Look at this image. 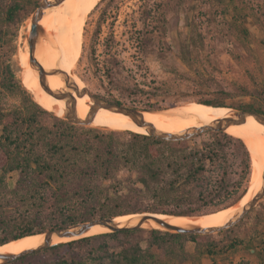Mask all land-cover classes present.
<instances>
[{
    "label": "trees",
    "instance_id": "obj_1",
    "mask_svg": "<svg viewBox=\"0 0 264 264\" xmlns=\"http://www.w3.org/2000/svg\"><path fill=\"white\" fill-rule=\"evenodd\" d=\"M217 2L225 10L233 7L226 23L240 43L248 40L249 18L264 26V6L255 8L247 0ZM38 3L0 0V245L93 218L139 212L146 198L175 206L161 212L191 217L230 207L243 197L251 160L240 137L207 131L168 141L127 132V138L118 139L116 131L73 124L37 103L10 61L15 31ZM204 80L213 79L201 74ZM235 93L251 99L227 102ZM195 101L264 115V83L253 88L235 83L233 90L218 83L208 97ZM121 167L134 175L107 183ZM11 172H17L12 186L7 181ZM256 234L255 225L244 238L254 240ZM243 241L221 244L212 234L135 229L61 242L8 264H198L204 254L213 256ZM260 255L264 259V243Z\"/></svg>",
    "mask_w": 264,
    "mask_h": 264
},
{
    "label": "rangeland",
    "instance_id": "obj_2",
    "mask_svg": "<svg viewBox=\"0 0 264 264\" xmlns=\"http://www.w3.org/2000/svg\"><path fill=\"white\" fill-rule=\"evenodd\" d=\"M247 1L255 8L264 6V0ZM232 8L225 10L217 0H94L80 20L77 44L59 67L96 97L144 110L198 103L195 100L208 97L218 83L229 90L235 83L253 88L256 83H264V26L249 18L245 23L250 33L248 40L240 43L226 23L230 12H234ZM28 19L16 29L13 38L15 52L10 63L17 78L25 51L23 27ZM44 30L46 49L51 34ZM201 74L213 79L212 83L201 81ZM250 99L251 95L235 93L227 102L245 103ZM97 129L116 131L120 133L118 139L127 138L126 133L131 132ZM249 155L251 160L250 151ZM131 175L134 174L127 167H121L107 183L125 182ZM16 179L17 172L7 175L10 186ZM249 182L252 189V167ZM249 182L243 197L251 190ZM170 209L175 206L146 198L142 200V211L135 213L169 215L161 211ZM238 223L222 234L212 233V239L222 244L239 238L244 239L243 243L231 249L225 247L213 256L204 254L198 264H264L260 255L264 243V198ZM255 225V239L244 238ZM205 240L203 237L200 241ZM251 241L254 246L249 245ZM187 246L191 249L193 243Z\"/></svg>",
    "mask_w": 264,
    "mask_h": 264
},
{
    "label": "bare ground",
    "instance_id": "obj_3",
    "mask_svg": "<svg viewBox=\"0 0 264 264\" xmlns=\"http://www.w3.org/2000/svg\"><path fill=\"white\" fill-rule=\"evenodd\" d=\"M94 0H61L55 7L45 11L40 23L51 35L50 44L44 49V56L41 55V63L45 67H53L63 62L77 44L80 34V20L83 13L93 4ZM96 1V0H95ZM24 24L23 31L26 35L30 28V19ZM44 24V25H43ZM25 29V30H24ZM23 44L25 51L18 70V77L22 84L31 92L34 100L43 107L56 111L62 116L65 111L64 100L58 99L45 91L40 85L37 74L31 69L28 63L29 49L26 38ZM54 47H53V46ZM62 69L61 67H59ZM63 70V69H62ZM65 71V70H64ZM67 72V71H65ZM71 78L79 88L81 83L69 72ZM34 78H32L31 76ZM48 84L51 89H58L62 86V80L57 75H48ZM75 99L76 115L84 119L89 108L88 95L73 93ZM230 112L227 107H216L201 103H185L161 111H142L144 120L152 123L157 129L167 132H178L188 127L198 126L211 122L217 118L224 117ZM90 126L101 128H112L116 130H131L136 133L146 134V130L137 125L128 116L108 109L101 108L96 114L89 118ZM226 132L240 137L251 153L252 170L254 172V187L248 191V195L219 213L204 214L196 217L170 216L156 214L157 217L165 219L173 224H198L204 227L219 225L226 221L238 206L245 204L260 188L264 177V126L257 122L252 116H248L240 123L230 125ZM252 187V186H251ZM128 216H118L116 222H122ZM107 229L95 225L86 235L104 233ZM42 239L41 235L26 236L18 240L10 241L0 245V253H17L22 249L37 245ZM54 241H66L63 238H55Z\"/></svg>",
    "mask_w": 264,
    "mask_h": 264
},
{
    "label": "water",
    "instance_id": "obj_4",
    "mask_svg": "<svg viewBox=\"0 0 264 264\" xmlns=\"http://www.w3.org/2000/svg\"><path fill=\"white\" fill-rule=\"evenodd\" d=\"M61 0H39L37 7L30 14V28L26 33L28 43L29 57L28 63L31 69L37 74L38 81L42 88L54 97L64 100L65 113L63 118L73 124L90 126L89 118L94 116L101 109H108L117 113H122L132 119L137 125L146 130V134L154 138L164 139L168 141H181L199 137L207 131L226 132V129L233 124H237L245 120L248 116H252L257 122L264 126V115L244 110L229 108L230 112L224 116L217 118L211 122L203 123L198 126L188 127L178 132H167L157 129L152 123L144 120L141 115L142 111H161V110H144L137 108H129L116 103L102 100L92 94L87 88H79L71 76L60 69L57 65L53 67H45L41 63V55L44 56L45 30L40 23L46 10L55 7ZM48 75H57L62 80V86L58 89H51L48 84ZM78 95H88L89 108L84 119H80L76 115L75 99L73 93ZM220 107V106H217ZM94 127V126H91ZM101 128V127H97ZM116 130L112 128H105ZM131 131V130H128ZM133 132V131H131ZM136 133V132H134ZM227 133V132H226ZM142 134V133H140ZM245 143V142H244ZM246 145V144H245ZM247 147V146H246ZM248 149V148H247ZM258 191L243 205L238 206L232 215L223 223L213 226H201L198 224H173L165 219L159 218L155 213H128L119 216H128L122 222H116L118 216H106L93 218L87 221L77 222L65 227H58L42 231L35 235H41V241L29 248L22 249L17 253H0V264H8L13 260L29 255L33 252L47 249L55 244L78 239L90 235H86L95 225L103 226L106 232L126 231L135 229H155L160 231L175 232L181 234L207 235L217 233L233 227L240 222L263 198H264V177ZM239 202V201H238ZM235 205V204H234ZM164 215V214H163ZM189 217V216H187ZM55 238H63L66 241H54Z\"/></svg>",
    "mask_w": 264,
    "mask_h": 264
}]
</instances>
